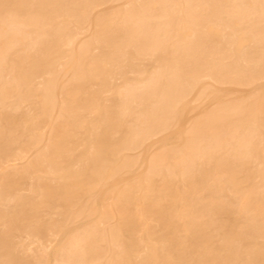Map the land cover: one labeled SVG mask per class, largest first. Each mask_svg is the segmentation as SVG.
I'll use <instances>...</instances> for the list:
<instances>
[{"label": "bare ground", "instance_id": "6f19581e", "mask_svg": "<svg viewBox=\"0 0 264 264\" xmlns=\"http://www.w3.org/2000/svg\"><path fill=\"white\" fill-rule=\"evenodd\" d=\"M0 264H264V0H0Z\"/></svg>", "mask_w": 264, "mask_h": 264}]
</instances>
